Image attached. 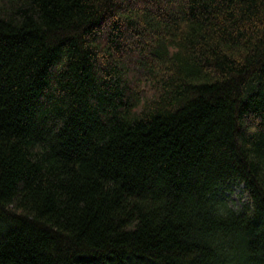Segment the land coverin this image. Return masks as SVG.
Masks as SVG:
<instances>
[{"label":"trees","instance_id":"1","mask_svg":"<svg viewBox=\"0 0 264 264\" xmlns=\"http://www.w3.org/2000/svg\"><path fill=\"white\" fill-rule=\"evenodd\" d=\"M0 264H264V0H0Z\"/></svg>","mask_w":264,"mask_h":264},{"label":"rangeland","instance_id":"2","mask_svg":"<svg viewBox=\"0 0 264 264\" xmlns=\"http://www.w3.org/2000/svg\"><path fill=\"white\" fill-rule=\"evenodd\" d=\"M223 195L228 203L237 209L247 202V194L243 184L228 186L225 188Z\"/></svg>","mask_w":264,"mask_h":264}]
</instances>
